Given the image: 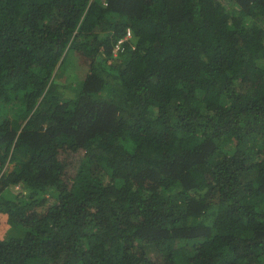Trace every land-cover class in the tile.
<instances>
[{
    "label": "trees",
    "instance_id": "trees-1",
    "mask_svg": "<svg viewBox=\"0 0 264 264\" xmlns=\"http://www.w3.org/2000/svg\"><path fill=\"white\" fill-rule=\"evenodd\" d=\"M0 264H264V0H0Z\"/></svg>",
    "mask_w": 264,
    "mask_h": 264
},
{
    "label": "rangeland",
    "instance_id": "rangeland-1",
    "mask_svg": "<svg viewBox=\"0 0 264 264\" xmlns=\"http://www.w3.org/2000/svg\"><path fill=\"white\" fill-rule=\"evenodd\" d=\"M73 65L75 66V64H71L67 69V71L64 69V70H61L60 72L58 71L57 74L58 76L62 75V74H69L67 78H64V76H61L59 77L57 80H58V84H60L61 86H64L65 88L63 89L64 90V94L69 95V91L67 90V85L70 83V77L71 75H74V67ZM63 71V72H62ZM75 74L81 76V73H77V71L75 70ZM73 84V83H71ZM3 109H4V112L6 114V116H9L11 113H12V109L11 108H7L6 106H3ZM12 168V165L8 166V170L10 171ZM107 180V178L105 179V181ZM12 193L15 195L17 193V188H14V191H12Z\"/></svg>",
    "mask_w": 264,
    "mask_h": 264
},
{
    "label": "built area",
    "instance_id": "built-area-1",
    "mask_svg": "<svg viewBox=\"0 0 264 264\" xmlns=\"http://www.w3.org/2000/svg\"><path fill=\"white\" fill-rule=\"evenodd\" d=\"M130 37H131V30H130V28H127L125 30L124 38L119 40L117 42V44L115 45V47H114V50H113V54L114 55H117V53L123 49V42L127 41L128 39H130Z\"/></svg>",
    "mask_w": 264,
    "mask_h": 264
}]
</instances>
